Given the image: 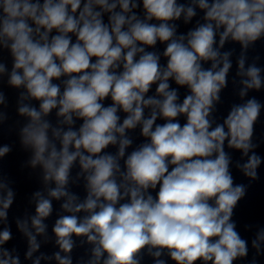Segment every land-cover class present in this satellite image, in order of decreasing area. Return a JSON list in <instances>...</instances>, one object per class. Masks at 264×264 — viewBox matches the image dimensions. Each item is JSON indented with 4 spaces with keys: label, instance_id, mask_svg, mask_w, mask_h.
Here are the masks:
<instances>
[{
    "label": "clouds",
    "instance_id": "obj_1",
    "mask_svg": "<svg viewBox=\"0 0 264 264\" xmlns=\"http://www.w3.org/2000/svg\"><path fill=\"white\" fill-rule=\"evenodd\" d=\"M258 45L264 0H0V264H264Z\"/></svg>",
    "mask_w": 264,
    "mask_h": 264
}]
</instances>
